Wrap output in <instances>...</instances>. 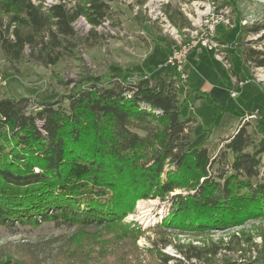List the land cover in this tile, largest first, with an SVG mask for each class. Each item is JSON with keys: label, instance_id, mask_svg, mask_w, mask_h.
Listing matches in <instances>:
<instances>
[{"label": "trees", "instance_id": "1", "mask_svg": "<svg viewBox=\"0 0 264 264\" xmlns=\"http://www.w3.org/2000/svg\"><path fill=\"white\" fill-rule=\"evenodd\" d=\"M111 1L0 0V49L9 60L28 50L41 64H55L78 46L73 23L83 17L94 33L111 18ZM242 59L264 67V50L247 48ZM181 82L174 68L134 81L117 73L105 83L86 74L62 97L34 108L28 97L1 98L0 226L99 229L131 213L137 200L155 198L169 204L163 224L179 230L203 233L263 219L264 135L255 139L243 121L216 155L192 147L194 117L180 116ZM255 125L264 126V115Z\"/></svg>", "mask_w": 264, "mask_h": 264}, {"label": "rangeland", "instance_id": "2", "mask_svg": "<svg viewBox=\"0 0 264 264\" xmlns=\"http://www.w3.org/2000/svg\"><path fill=\"white\" fill-rule=\"evenodd\" d=\"M51 3L55 0H44V4ZM109 4L111 18L94 33L86 20L73 23L78 46L74 52L67 50L55 64H41L28 50L19 61L9 60L0 49V99L28 97L34 108L41 101L62 97L86 74L97 75L105 83L117 73L124 81H134L140 72L172 73L160 50L145 64L143 53L158 48L159 39H169L176 47L197 43L215 18L210 25L211 42L221 60L212 50L193 48L184 65L187 78L179 86L180 99L185 101L180 116L194 117L189 125L192 147L207 146L214 156L224 143L222 138L242 119L240 114L255 110L264 114V67L245 64L242 59L247 48L264 50V28L245 30L264 24V1L112 0ZM197 49L202 53L197 54ZM262 116L253 113L242 119L250 121L248 130L255 139L264 135V126L255 125ZM259 171L264 172V154ZM143 202H152L147 217L140 206ZM168 214L166 200L140 199L123 219L99 229L53 222L0 226V264L7 260L21 264H175L169 257L181 259L182 264H264L257 260L264 255L260 237L264 218L200 233L165 226Z\"/></svg>", "mask_w": 264, "mask_h": 264}, {"label": "built area", "instance_id": "3", "mask_svg": "<svg viewBox=\"0 0 264 264\" xmlns=\"http://www.w3.org/2000/svg\"><path fill=\"white\" fill-rule=\"evenodd\" d=\"M213 20H215V18ZM213 20L211 19V22L206 27L205 36H201L198 39L197 43L187 44V46H183V47H176L175 45L172 46L167 56L166 63L167 65L171 66L179 73L181 79H186L184 65H185L188 53L193 48L200 47V48H206L208 50H212L215 52V57L218 58L217 48H215V43L211 42V35H210V25L213 24ZM238 83L241 84L242 82H238ZM231 95L232 96L236 95V92H232Z\"/></svg>", "mask_w": 264, "mask_h": 264}, {"label": "crops", "instance_id": "4", "mask_svg": "<svg viewBox=\"0 0 264 264\" xmlns=\"http://www.w3.org/2000/svg\"><path fill=\"white\" fill-rule=\"evenodd\" d=\"M141 32V31H140ZM141 34H143V32H141ZM160 40V42L161 43H159V45H158V48H156V49H153V52H147V53H143V56H144V59H143V64H145V63H147V61L148 62H150V60L154 57V56H158L159 55V52L161 51L165 56H164V61H166V59H167V56H168V54H169V52H170V50H171V48H172V42H171V40H169V39H166L165 41H162L163 39H159ZM152 48V47H151ZM151 48H149L150 50H151ZM195 48H197V47H195ZM160 50V51H159ZM156 52V53H155ZM202 53V49H197V54H201ZM156 54V55H155ZM189 54H190V52H189ZM189 54H188V56H189ZM188 56H187V58H188ZM143 71V70H142ZM184 71H185V69H184ZM142 75H148V76H150V77H152L153 75H150V74H148L147 72H140ZM185 74H186V72H185ZM233 76V75H232ZM186 78H187V74H186ZM233 78H235L234 76H233ZM234 82H235V79H234ZM187 84V86H189L190 88H193L192 87V84H188V83H186ZM235 84V83H234ZM235 85H237V84H235ZM239 85V84H238ZM194 89V88H193ZM232 92H236V91H231V93ZM230 93V94H231ZM253 113H256V114H261V115H264V114H262V113H260L259 111H257V110H255ZM252 113V114H253ZM246 117H247V115H246ZM243 120L242 119H239V121H238V124H237V126L235 127V129L234 130H232L233 132L234 131H236V129L239 127V125H240V123L242 122ZM233 132H231L230 134H232Z\"/></svg>", "mask_w": 264, "mask_h": 264}, {"label": "bare ground", "instance_id": "5", "mask_svg": "<svg viewBox=\"0 0 264 264\" xmlns=\"http://www.w3.org/2000/svg\"><path fill=\"white\" fill-rule=\"evenodd\" d=\"M51 1H52V0H51ZM56 1H57V0H55V2H56ZM45 2H46V1H45ZM48 2H49V0H48ZM51 4H52V3H51ZM78 20H80V21H81V20H84V21H85V19H84L83 17L78 18V19L76 20V22H77ZM218 21H219V20H218ZM86 23H87V22H86ZM181 44H182V43H181ZM179 45H180V44H179ZM182 45H183V44H182ZM182 45H181V47H183ZM149 203L152 204V202H148V203H144V202H143V203H141V205H140V206H141V209H142V212L144 213V215H145L146 217H147V214H148V210L150 209V208H149V207H150V204H149ZM146 217H145V218H146Z\"/></svg>", "mask_w": 264, "mask_h": 264}]
</instances>
